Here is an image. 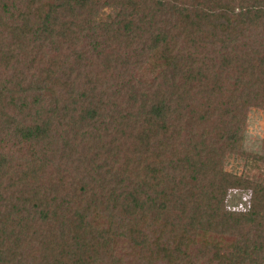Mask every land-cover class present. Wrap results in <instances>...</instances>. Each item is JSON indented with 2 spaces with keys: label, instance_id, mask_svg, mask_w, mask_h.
<instances>
[{
  "label": "trees",
  "instance_id": "trees-1",
  "mask_svg": "<svg viewBox=\"0 0 264 264\" xmlns=\"http://www.w3.org/2000/svg\"><path fill=\"white\" fill-rule=\"evenodd\" d=\"M253 108L264 0H0V264H264Z\"/></svg>",
  "mask_w": 264,
  "mask_h": 264
},
{
  "label": "rangeland",
  "instance_id": "rangeland-1",
  "mask_svg": "<svg viewBox=\"0 0 264 264\" xmlns=\"http://www.w3.org/2000/svg\"><path fill=\"white\" fill-rule=\"evenodd\" d=\"M264 137V112L251 109L248 113L247 126L243 133V149L251 154H261V143ZM226 170L235 174H243L250 178L264 180V164L254 162L251 158L240 159L229 156L226 159ZM249 192L230 190L227 195V207L233 209H246L248 207Z\"/></svg>",
  "mask_w": 264,
  "mask_h": 264
}]
</instances>
